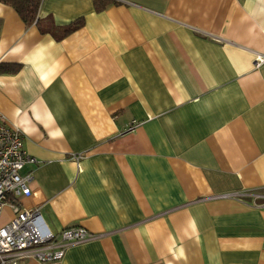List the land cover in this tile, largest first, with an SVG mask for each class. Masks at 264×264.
I'll return each instance as SVG.
<instances>
[{"label":"crops","instance_id":"0c3cea01","mask_svg":"<svg viewBox=\"0 0 264 264\" xmlns=\"http://www.w3.org/2000/svg\"><path fill=\"white\" fill-rule=\"evenodd\" d=\"M104 1L42 0L46 34L0 3L24 207L97 237L46 264H264V0Z\"/></svg>","mask_w":264,"mask_h":264},{"label":"built area","instance_id":"2783aa9c","mask_svg":"<svg viewBox=\"0 0 264 264\" xmlns=\"http://www.w3.org/2000/svg\"><path fill=\"white\" fill-rule=\"evenodd\" d=\"M254 63L256 66L264 64V55H257ZM81 158L82 155L72 157L75 161ZM36 163L35 158L23 150L21 131L7 125L0 117V216L6 207L12 212L8 223L0 226V264H19L24 260L40 264L58 262L70 247L97 238L81 227H69L54 235L45 227L37 210L24 207L23 200L31 195L33 178L31 173L21 174V171Z\"/></svg>","mask_w":264,"mask_h":264},{"label":"trees","instance_id":"16d2710c","mask_svg":"<svg viewBox=\"0 0 264 264\" xmlns=\"http://www.w3.org/2000/svg\"><path fill=\"white\" fill-rule=\"evenodd\" d=\"M41 2L42 0H0V3L11 7L26 26L35 25L41 34H46L51 32L53 25L49 20L43 21L38 18ZM108 3V1L104 0H94L93 2L97 11L104 9ZM82 23L81 20L73 23L63 30V34L66 35L76 30ZM14 70H8V72H13Z\"/></svg>","mask_w":264,"mask_h":264}]
</instances>
